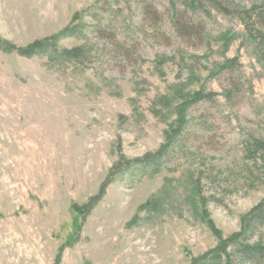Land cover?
<instances>
[{"label":"rangeland","instance_id":"rangeland-1","mask_svg":"<svg viewBox=\"0 0 264 264\" xmlns=\"http://www.w3.org/2000/svg\"><path fill=\"white\" fill-rule=\"evenodd\" d=\"M225 2L0 0V264H202L242 231L264 202L245 151L264 140V0ZM78 47L82 65L54 55Z\"/></svg>","mask_w":264,"mask_h":264},{"label":"trees","instance_id":"trees-1","mask_svg":"<svg viewBox=\"0 0 264 264\" xmlns=\"http://www.w3.org/2000/svg\"><path fill=\"white\" fill-rule=\"evenodd\" d=\"M114 1H139V0H114ZM226 1V0H225ZM224 0H184L188 10L193 14L202 13L209 14L208 8L212 7L221 14L228 13L229 6ZM79 31L78 27H71L66 29L64 35L72 36ZM56 39V38H54ZM54 41V40H53ZM47 40L37 41L25 49H15L13 45L1 46L6 51H16L20 56L32 58L37 55H43L48 52L54 42ZM85 48L78 47L71 50H55L54 55L57 59H62L66 62L72 61L78 65L83 64L85 56ZM238 65L237 59L227 60L220 68V70L235 69ZM212 94H198L196 97L190 99L188 103H184V108H191L192 106L204 100H213ZM183 108V109H184ZM184 122V121H183ZM174 138L172 145L174 144ZM162 149L154 154H149L144 158L138 159L131 168L140 169L142 174H149V172H158L161 169L162 161L168 155L169 148ZM245 151L249 160L264 162V140L251 138L245 143ZM101 195L94 198L93 201L100 199ZM242 231L234 236L221 249L207 256L202 264H264V240L261 238V232L264 231V202L249 212L243 220ZM231 246L230 248L228 247Z\"/></svg>","mask_w":264,"mask_h":264}]
</instances>
